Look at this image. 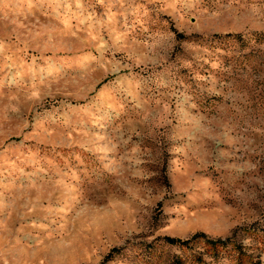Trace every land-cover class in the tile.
Returning <instances> with one entry per match:
<instances>
[{
    "label": "rangeland",
    "instance_id": "374dc122",
    "mask_svg": "<svg viewBox=\"0 0 264 264\" xmlns=\"http://www.w3.org/2000/svg\"><path fill=\"white\" fill-rule=\"evenodd\" d=\"M194 233L264 264V0H0V264Z\"/></svg>",
    "mask_w": 264,
    "mask_h": 264
},
{
    "label": "trees",
    "instance_id": "16d2710c",
    "mask_svg": "<svg viewBox=\"0 0 264 264\" xmlns=\"http://www.w3.org/2000/svg\"><path fill=\"white\" fill-rule=\"evenodd\" d=\"M229 35H225L227 37ZM162 241L169 245L179 249H191L195 243H202L205 253L208 252L210 258L216 260L223 252H232L234 254V264H259L258 261H254L249 255L245 254L241 247L234 244L230 237L225 239H213L208 240L201 233H194L186 239H177L170 237H163ZM229 248V249H227ZM110 256V252L104 257L105 261ZM193 260V259H192ZM196 264H204L199 257H194ZM169 264H182V260L179 257H175Z\"/></svg>",
    "mask_w": 264,
    "mask_h": 264
}]
</instances>
